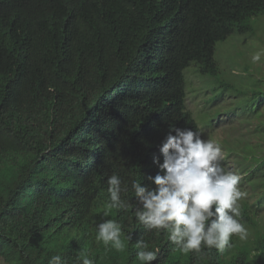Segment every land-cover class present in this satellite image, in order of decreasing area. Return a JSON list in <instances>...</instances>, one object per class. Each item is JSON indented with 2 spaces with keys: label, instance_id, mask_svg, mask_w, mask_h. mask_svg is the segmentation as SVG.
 <instances>
[{
  "label": "trees",
  "instance_id": "16d2710c",
  "mask_svg": "<svg viewBox=\"0 0 264 264\" xmlns=\"http://www.w3.org/2000/svg\"><path fill=\"white\" fill-rule=\"evenodd\" d=\"M263 12L264 0H0V264H80L81 251L141 264L138 240L158 249L151 264H264V241L183 254L134 207L106 208L113 174L133 205L132 181L155 188L170 127L201 134L184 69L214 77L216 43ZM109 219L131 236L124 251L96 240Z\"/></svg>",
  "mask_w": 264,
  "mask_h": 264
},
{
  "label": "clouds",
  "instance_id": "9594fccd",
  "mask_svg": "<svg viewBox=\"0 0 264 264\" xmlns=\"http://www.w3.org/2000/svg\"><path fill=\"white\" fill-rule=\"evenodd\" d=\"M262 55L264 51L254 53L252 62H259ZM159 151L163 163L154 157L153 164L160 171L154 178L148 177L155 188L132 181L136 206L121 199V192L129 189L127 185L122 187L121 178L113 174L107 180L106 208L126 211L134 207L140 224L148 230L166 231L174 250L183 254L201 253L202 246L222 253L232 246L230 241L234 235L246 241L249 231L241 222L239 203L246 193L239 187L240 176L221 165V147L191 129L170 127ZM96 240L105 247L111 245L117 251H124L125 241L130 242L131 236H124L120 223L109 219L96 225ZM135 247L140 249L136 258L141 264H151L157 259L158 249L148 250L143 240H138ZM78 259L80 264H94L85 251L79 253ZM49 264H63L61 256H52Z\"/></svg>",
  "mask_w": 264,
  "mask_h": 264
},
{
  "label": "rangeland",
  "instance_id": "374dc122",
  "mask_svg": "<svg viewBox=\"0 0 264 264\" xmlns=\"http://www.w3.org/2000/svg\"><path fill=\"white\" fill-rule=\"evenodd\" d=\"M252 31L232 34L215 45L218 72L201 75L194 63L184 69L185 107L201 130L202 138L217 143L220 161L240 176L246 196L239 201L248 223L246 241L237 236L235 247L251 253L264 241V12L249 22Z\"/></svg>",
  "mask_w": 264,
  "mask_h": 264
}]
</instances>
